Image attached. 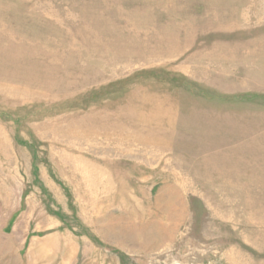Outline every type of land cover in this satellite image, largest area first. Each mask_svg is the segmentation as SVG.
I'll list each match as a JSON object with an SVG mask.
<instances>
[{
  "label": "rangeland",
  "instance_id": "374dc122",
  "mask_svg": "<svg viewBox=\"0 0 264 264\" xmlns=\"http://www.w3.org/2000/svg\"><path fill=\"white\" fill-rule=\"evenodd\" d=\"M0 264H264V0H0Z\"/></svg>",
  "mask_w": 264,
  "mask_h": 264
}]
</instances>
